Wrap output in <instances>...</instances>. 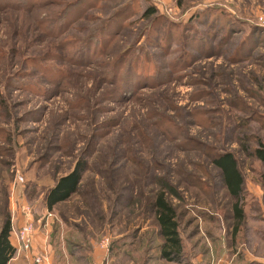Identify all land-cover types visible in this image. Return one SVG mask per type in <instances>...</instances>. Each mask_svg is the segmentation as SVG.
<instances>
[{"label": "rangeland", "instance_id": "rangeland-1", "mask_svg": "<svg viewBox=\"0 0 264 264\" xmlns=\"http://www.w3.org/2000/svg\"><path fill=\"white\" fill-rule=\"evenodd\" d=\"M0 0V222L16 194L46 190L88 163L56 210L91 264L264 262V0ZM154 5L157 16L143 17ZM66 10L65 18L61 12ZM231 152L244 220L216 152ZM23 177L22 182L16 176ZM177 213L183 261L159 258L148 202ZM15 198V196H14Z\"/></svg>", "mask_w": 264, "mask_h": 264}, {"label": "trees", "instance_id": "trees-1", "mask_svg": "<svg viewBox=\"0 0 264 264\" xmlns=\"http://www.w3.org/2000/svg\"><path fill=\"white\" fill-rule=\"evenodd\" d=\"M34 1L25 8H21L22 6L16 7L9 3L4 4L5 6L18 9H30L34 7ZM156 14L157 8L154 5L146 6L142 13L143 17L146 18L158 17V14ZM60 16L65 18L66 10H63ZM245 151H249L257 160L264 164V144L261 140H257L253 148L246 146ZM211 162L219 170L226 191L234 199L232 210L234 221H236L235 231H237L244 220L245 188L243 177L231 152H216L212 156ZM87 169V161L79 158L71 170L59 176L45 192L44 200L47 208L52 209L54 205L68 200L72 194L77 192L83 174ZM148 205L155 219L157 233L161 238L158 248L159 258L166 262L181 263L183 261V243L179 234L177 213L174 206L166 198L163 191L152 196ZM10 230V212H8L2 215L0 222V264H8L15 253V247L9 240ZM67 251L70 255L72 254L68 244ZM58 252L63 258L64 255H62L63 252L60 248ZM246 264H264V262L252 260L246 262Z\"/></svg>", "mask_w": 264, "mask_h": 264}, {"label": "crops", "instance_id": "crops-1", "mask_svg": "<svg viewBox=\"0 0 264 264\" xmlns=\"http://www.w3.org/2000/svg\"><path fill=\"white\" fill-rule=\"evenodd\" d=\"M15 196V198H14ZM45 196V195H44ZM13 200L16 201L14 204L10 203V209H14L13 213V225L18 226L24 221V216L21 213L19 206L23 202H27L32 207V220L36 227L35 235L32 243V251L43 255L41 264H85L84 257H75L70 255L67 251L68 248L71 251L72 246L79 243L82 236L81 233L74 230L72 227L67 225L66 220L56 210L58 204L54 205L52 209H48L43 198L41 205L31 202L24 198L23 193L14 191ZM65 202V201H63ZM48 214H51L50 216ZM10 243L15 247L16 241L10 230L9 236ZM100 243L91 240L90 256L92 259L91 264H102L103 260V247ZM62 250L63 258L60 256L58 249ZM24 252L14 253V256L10 259L8 264H27L28 258Z\"/></svg>", "mask_w": 264, "mask_h": 264}, {"label": "built area", "instance_id": "built-area-1", "mask_svg": "<svg viewBox=\"0 0 264 264\" xmlns=\"http://www.w3.org/2000/svg\"><path fill=\"white\" fill-rule=\"evenodd\" d=\"M16 181L18 182H22L23 181V177L21 175H17L16 176ZM16 183V182H15ZM12 186V191H11V195H12V199H11V203H15L16 201L13 200V195H14V185ZM16 205V204H14ZM21 213L24 216V221L22 223H20L18 226H14L13 225V213H14V209H9L10 211V224H11V232L15 238L16 241V246H15V252L20 253V252H24L27 255L28 258V263L27 264H41L42 259H43V255L39 254V253H35L32 251V243H33V239H34V235H35V230L36 227L34 225V222L32 220V207L27 203V202H23V204H21L19 206ZM49 216L51 214H48ZM108 240L106 238H104L101 242L102 246L105 247V245H107Z\"/></svg>", "mask_w": 264, "mask_h": 264}]
</instances>
